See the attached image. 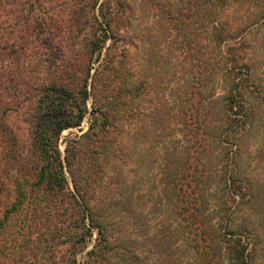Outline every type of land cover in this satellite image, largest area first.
<instances>
[{
	"label": "trees",
	"instance_id": "1",
	"mask_svg": "<svg viewBox=\"0 0 264 264\" xmlns=\"http://www.w3.org/2000/svg\"><path fill=\"white\" fill-rule=\"evenodd\" d=\"M180 2L169 17L188 29L192 79L172 112L149 116L136 114L147 88L129 61L128 0H0V264H143L126 234L140 237L150 204L174 215L166 264H257L259 234L236 216L253 196L242 158L264 111V0ZM45 41L66 48L47 53ZM85 120L62 152L63 132ZM166 120L172 138L155 179L128 195L126 170L141 150L131 143Z\"/></svg>",
	"mask_w": 264,
	"mask_h": 264
},
{
	"label": "rangeland",
	"instance_id": "2",
	"mask_svg": "<svg viewBox=\"0 0 264 264\" xmlns=\"http://www.w3.org/2000/svg\"><path fill=\"white\" fill-rule=\"evenodd\" d=\"M24 1L29 3L28 7L33 4V0ZM61 1L65 2V0H34L36 5L44 4L45 6H48V3H61ZM177 3L181 4L180 0H128L127 26L132 32L131 37L134 39L131 47L132 56L129 61L136 70L137 80L147 88L144 98L141 100L142 103L140 102L137 107L138 112L136 114L144 111L146 115L151 116L155 108L160 109L163 113L172 112L170 106L174 103L173 97L175 98L177 94L182 95L188 81L192 79L193 65L191 61L185 60V50L182 45L187 39L188 29L181 19L171 20L169 17L170 12L177 10ZM37 13V11L34 12V14ZM61 38L64 39V35ZM55 40L59 41V38L56 37ZM189 40L194 43L195 47H199L200 36L192 37L190 34ZM65 45L66 43L63 46L62 44L59 45L58 42H44L47 53H57V48H63ZM41 51L45 52L43 47ZM255 56L260 57L259 54ZM50 61L53 60L50 59ZM182 61L183 63L180 64ZM259 67L260 73L264 74V66ZM176 80L179 82L177 85ZM216 85L217 93H221L220 85ZM9 120L12 125L21 129L22 138L26 141V127L23 122H20V116L14 114ZM168 124L172 125L167 120L165 122L154 121L151 123L153 125L150 129L152 130L151 133L146 130L149 134L145 136L147 138L131 143L134 150L137 147L141 150L135 156L136 161L128 164L129 167L126 170L128 178L134 182L127 184L128 180L125 181L127 186L122 188V191L128 192V195L134 189H138V185H147L155 179V173L152 171L154 172L155 166L159 163L157 154L163 143H169L172 138L169 136L171 134ZM88 126V120H85L79 130L64 131L60 142L61 151L64 152L66 143L74 139L76 135L86 132ZM141 126L143 125L141 124ZM243 149L242 167L243 170L249 171L251 176L253 196L248 205L241 207L236 217L238 220L249 217V225L259 234L258 245L256 246L257 264H264V111L262 109L257 112L255 128L246 138ZM148 190L152 192V186H149ZM148 207H151L150 209L147 208L149 218L147 217V225L141 230L143 232L138 234L140 237L131 238L126 234L127 239L132 241L138 239V246L143 249L142 253H144L142 256L143 264H159L160 261L165 262V264L169 261L173 262L174 257L168 250L169 240L164 236H167L165 230L174 215L170 211H166L164 216H160L153 211V205L150 204ZM17 224L16 220H13L10 237L11 235L13 237ZM123 228L121 227V229ZM116 229L119 232L121 230L120 228ZM91 249L90 244L84 256L81 257L82 260ZM186 250V248H182L176 253V258L181 260L182 256L184 259L188 257Z\"/></svg>",
	"mask_w": 264,
	"mask_h": 264
}]
</instances>
